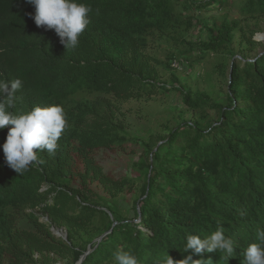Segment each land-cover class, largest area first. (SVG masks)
<instances>
[{
    "label": "trees",
    "instance_id": "16d2710c",
    "mask_svg": "<svg viewBox=\"0 0 264 264\" xmlns=\"http://www.w3.org/2000/svg\"><path fill=\"white\" fill-rule=\"evenodd\" d=\"M77 2L91 8L90 22L66 49L54 29L36 26L27 0H0V81H22L8 111L59 104L67 119L55 154L37 152L22 174L6 164L2 148L12 125L0 129V264H78L85 256L81 264H116L117 250L138 264H166L168 254L174 261L188 254V235L203 238L221 227L233 256L192 253L193 260L242 264L264 229V50L256 52L254 39L264 0H239L238 16L214 17L195 42L187 36L203 10L230 7L229 0ZM153 42L165 48V60L150 53ZM195 54L215 57L225 92L194 90L182 80V60ZM157 93L181 96L174 125L158 141L133 136L115 111H105L109 101ZM129 143L143 147L136 175L106 173L97 154ZM128 201L134 219L125 214ZM53 227L64 228L67 239Z\"/></svg>",
    "mask_w": 264,
    "mask_h": 264
},
{
    "label": "clouds",
    "instance_id": "9594fccd",
    "mask_svg": "<svg viewBox=\"0 0 264 264\" xmlns=\"http://www.w3.org/2000/svg\"><path fill=\"white\" fill-rule=\"evenodd\" d=\"M34 6V22L37 27L54 29L65 48H75L79 37L88 26L89 6L77 0H27ZM22 88V81H0V129L12 125L2 145L6 164L17 174H22L37 160V152L55 154L58 141L67 127L64 108L59 104L46 107L35 106L30 111L13 114L8 111L14 105L15 94ZM256 240L243 251L242 264H264V229H257ZM191 250V252H189ZM223 253L226 258L233 256L234 242L227 237L223 228L210 235H188L183 252L188 253L182 260L174 261L168 254L166 264H199L192 253ZM116 264H138L137 257L129 251L117 250L114 253Z\"/></svg>",
    "mask_w": 264,
    "mask_h": 264
},
{
    "label": "rangeland",
    "instance_id": "374dc122",
    "mask_svg": "<svg viewBox=\"0 0 264 264\" xmlns=\"http://www.w3.org/2000/svg\"><path fill=\"white\" fill-rule=\"evenodd\" d=\"M196 2L204 0H195ZM239 0H229L230 7H223L222 9L217 6L211 7L208 10H203L205 13L201 23L195 21L194 27L188 34V39L191 42H195L205 35L204 24H212L213 18L222 20L226 13H231V16H238V8L235 5ZM199 11V10H197ZM195 10L194 13H197ZM248 23L255 26V20H248ZM259 32L254 36V39L260 43L257 46L256 52H262L264 50V18L259 21ZM150 53L160 60L166 59L165 48L159 46L157 42L151 44ZM195 59L187 60L183 59L184 65L183 72H181L182 80L194 90H209L212 94L217 95L218 92H225L227 90V78L220 76L215 71L216 59L209 56L206 58L197 57V54L193 55ZM164 80L171 78V72H168L158 67ZM181 104V96L179 94L171 93H157L151 99L141 100H129L125 103H119L115 100L107 103L105 111L111 113L115 111L119 119H121L127 127V130L133 135L142 140L148 141L150 138L158 141L159 136L167 134V126H173V116L176 113L175 105ZM141 144L129 143L126 148L106 149L100 151L96 159L101 163L104 170L108 174H112L116 177L131 176L136 172L132 169L133 162H136L142 154ZM136 175V174H135ZM126 198L130 201L133 200L132 193L125 191ZM126 207L125 214L130 215L131 219L135 217V211L132 202H124ZM42 222H49L47 217L40 218ZM136 223H140L139 219H135ZM24 227L32 228L31 224L28 225L25 219L22 220ZM61 230L62 235H57L55 230ZM52 233L57 238L67 237V232L64 228L53 227ZM39 257V256H38ZM67 261L57 260L53 264H66Z\"/></svg>",
    "mask_w": 264,
    "mask_h": 264
},
{
    "label": "bare ground",
    "instance_id": "6f19581e",
    "mask_svg": "<svg viewBox=\"0 0 264 264\" xmlns=\"http://www.w3.org/2000/svg\"><path fill=\"white\" fill-rule=\"evenodd\" d=\"M55 232H56L57 235H62V231L61 230H57L56 229Z\"/></svg>",
    "mask_w": 264,
    "mask_h": 264
},
{
    "label": "water",
    "instance_id": "95a60500",
    "mask_svg": "<svg viewBox=\"0 0 264 264\" xmlns=\"http://www.w3.org/2000/svg\"><path fill=\"white\" fill-rule=\"evenodd\" d=\"M52 229H53V228H52ZM64 238L66 239L67 237H64ZM85 257H86V256H85ZM85 257H83V259H81V261H80L78 264H81Z\"/></svg>",
    "mask_w": 264,
    "mask_h": 264
},
{
    "label": "built area",
    "instance_id": "2783aa9c",
    "mask_svg": "<svg viewBox=\"0 0 264 264\" xmlns=\"http://www.w3.org/2000/svg\"><path fill=\"white\" fill-rule=\"evenodd\" d=\"M174 66H178V63H177V62H175V63H174Z\"/></svg>",
    "mask_w": 264,
    "mask_h": 264
}]
</instances>
